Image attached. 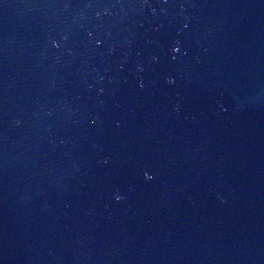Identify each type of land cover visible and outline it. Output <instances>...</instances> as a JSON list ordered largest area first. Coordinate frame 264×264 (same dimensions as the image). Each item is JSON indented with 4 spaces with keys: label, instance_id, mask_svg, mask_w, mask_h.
Instances as JSON below:
<instances>
[{
    "label": "water",
    "instance_id": "1",
    "mask_svg": "<svg viewBox=\"0 0 264 264\" xmlns=\"http://www.w3.org/2000/svg\"><path fill=\"white\" fill-rule=\"evenodd\" d=\"M0 264H264V0H0Z\"/></svg>",
    "mask_w": 264,
    "mask_h": 264
}]
</instances>
